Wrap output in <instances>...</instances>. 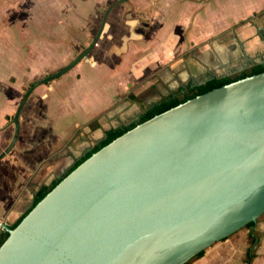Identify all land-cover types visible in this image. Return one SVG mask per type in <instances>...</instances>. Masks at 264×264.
Instances as JSON below:
<instances>
[{
    "label": "crops",
    "instance_id": "0c3cea01",
    "mask_svg": "<svg viewBox=\"0 0 264 264\" xmlns=\"http://www.w3.org/2000/svg\"><path fill=\"white\" fill-rule=\"evenodd\" d=\"M100 1L0 0V153L13 138L8 122L26 91L46 70L67 67L68 56L60 53L74 38L75 24L79 36L89 34V9ZM130 1L111 11L87 61L31 94L19 140L0 161L1 223L16 225L38 191L62 177L109 131L133 124L189 86L264 62V0H133L154 7L152 22L163 20L158 28L139 24L136 13L127 15L119 7ZM188 24L194 26L185 36ZM223 32L231 38L218 43ZM4 232L0 227V236ZM250 256V264H264V215L192 264H248Z\"/></svg>",
    "mask_w": 264,
    "mask_h": 264
},
{
    "label": "water",
    "instance_id": "95a60500",
    "mask_svg": "<svg viewBox=\"0 0 264 264\" xmlns=\"http://www.w3.org/2000/svg\"><path fill=\"white\" fill-rule=\"evenodd\" d=\"M127 1L107 9L81 55L26 91L0 161L19 140L31 94L85 59L111 11ZM263 215L261 73L138 125L71 172L15 229L0 222L9 233L0 264H186Z\"/></svg>",
    "mask_w": 264,
    "mask_h": 264
},
{
    "label": "trees",
    "instance_id": "16d2710c",
    "mask_svg": "<svg viewBox=\"0 0 264 264\" xmlns=\"http://www.w3.org/2000/svg\"><path fill=\"white\" fill-rule=\"evenodd\" d=\"M264 73V64H260L251 68H248L242 72H238L232 75H229L225 78H214L210 81H208L204 85H197V86H189L186 88L185 91L182 93H179L175 96L169 97L168 100H166L161 105L155 107L154 109H151L149 112H147L145 115H143L138 121L134 122L131 125H128L126 127H122L120 129L111 130L107 133L106 139L103 140L101 143H99L97 146H95L89 153H87L84 157L79 159L62 177L55 180L51 185L49 186H43L38 193L36 194L34 198V203L31 208V210L36 207L64 178H66L71 172H73L76 168H78L81 164H83L86 160H88L91 156H93L95 153L99 152L102 148L106 147L110 143H112L117 138L121 137L128 131L134 129L140 124H143L144 122H147L148 120L152 119L153 117L160 115L174 107L179 106L180 104H183L189 100H192L198 96L204 95L212 90L218 89L220 87H223L225 85L237 82L239 80L245 79L247 77H251L254 75H258ZM29 210L20 220L19 222L12 226L11 229H15L20 222L25 218L30 212ZM254 224L248 225V227H252ZM9 233L4 232L0 236V248L4 244V242L8 239ZM205 255V252L200 253L196 258L191 260L190 262L186 264H192L194 260L200 259ZM252 257L250 256L248 259V264H250Z\"/></svg>",
    "mask_w": 264,
    "mask_h": 264
},
{
    "label": "rangeland",
    "instance_id": "374dc122",
    "mask_svg": "<svg viewBox=\"0 0 264 264\" xmlns=\"http://www.w3.org/2000/svg\"><path fill=\"white\" fill-rule=\"evenodd\" d=\"M60 1L63 2L64 0H55V2L52 3V4L55 5L58 2H60ZM116 1L117 0H101L100 3H96V4L92 5V7L89 9L90 12H92V17L88 21V26H89L88 27V30H89V34L88 35H85V33H84L83 35L79 36L77 31L81 30V27L79 26L80 24H75V36H74V38L68 39L69 40L68 41V46L66 48L67 51H64V52L60 53L62 55V57H67L68 56V62H67L68 65L70 63H72L79 55H81V53H83V51L86 50V48L92 43V41L95 39V37L97 35V32H98V30L100 28V24H101V21H102V18L104 16V14H105V11L108 9V7L111 4H113ZM142 3H144V2H142ZM58 7H57V9H58V11H60L61 8H60V6H58ZM119 7H121L122 10L127 15H134V13H136L137 15L135 16V20H137L139 24H141V23L142 24H147V25H149V27H152V25H153L155 28L156 27L158 28L163 23V20H160V22H152V20H151L152 17H150V14L155 12L153 6L152 7H150V6L145 7L144 5H141L139 3H135L132 0V1H130V2L126 3V4H123V5L119 6ZM31 13L32 12L28 13V15H30V16H28L29 17L28 21H31L30 20L31 16L33 17V15H31ZM40 17H43V15L41 14ZM124 21H126V22L130 21L131 22V19H128V18L125 17ZM191 23H193V20H191ZM30 24H32V22L28 23L29 26H30ZM189 25L190 24H188L187 28L185 26H183V28H185V30H186L185 36L188 34L189 30H191L193 28V26H194L193 24H191L190 26ZM77 28H79V29H77ZM77 37H78V40H77ZM229 37L231 38V33L230 32H223V33L219 34V36H217L216 40H217L218 43H220V42L226 40L227 38L229 39ZM39 38L40 37H38V39ZM41 38H44V37L41 36ZM58 38H59L60 42H65L66 41V40H64V37H62V36H58ZM79 38H81V41H79ZM58 44H60V43H58ZM190 55L191 54H187V59H191ZM88 57L85 58L83 61H87ZM56 71H57V69L56 70L55 69H48V70H46L44 72V74L40 78L42 79V78H44V77H46V76H48L50 74L55 73ZM200 80H203V79L201 78ZM27 88H29V85H28ZM11 121H12V119L11 120L9 119L8 123L10 124Z\"/></svg>",
    "mask_w": 264,
    "mask_h": 264
},
{
    "label": "flooded vegetation",
    "instance_id": "af4514ba",
    "mask_svg": "<svg viewBox=\"0 0 264 264\" xmlns=\"http://www.w3.org/2000/svg\"><path fill=\"white\" fill-rule=\"evenodd\" d=\"M227 77V76H226ZM225 78V77H224ZM192 86H197V85H192Z\"/></svg>",
    "mask_w": 264,
    "mask_h": 264
}]
</instances>
